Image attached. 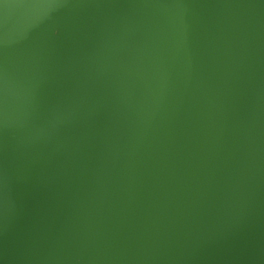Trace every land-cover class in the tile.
Masks as SVG:
<instances>
[{"label": "water", "instance_id": "1", "mask_svg": "<svg viewBox=\"0 0 264 264\" xmlns=\"http://www.w3.org/2000/svg\"><path fill=\"white\" fill-rule=\"evenodd\" d=\"M0 264H264V0H0Z\"/></svg>", "mask_w": 264, "mask_h": 264}]
</instances>
